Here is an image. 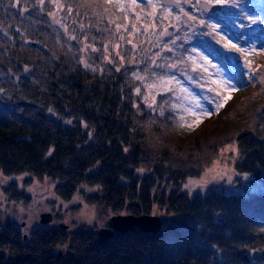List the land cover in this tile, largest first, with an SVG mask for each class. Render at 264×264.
I'll return each instance as SVG.
<instances>
[{
    "label": "trees",
    "instance_id": "16d2710c",
    "mask_svg": "<svg viewBox=\"0 0 264 264\" xmlns=\"http://www.w3.org/2000/svg\"><path fill=\"white\" fill-rule=\"evenodd\" d=\"M181 1L176 8L159 0H0V174L58 180L61 199L94 188L80 192L102 215L156 207L177 214L156 232L135 227L103 242L85 227L35 228L25 237L0 214V264H264V190L191 197L179 187L232 141L236 171L264 173V53L225 49L211 30L178 15L184 8L208 21L196 0ZM227 5L211 21L221 35L231 40L237 18L264 41V0ZM247 16L260 19L252 25ZM193 48L219 62L240 94L228 98L218 78L186 60ZM155 71L191 73L213 98L221 90L223 101L192 142L181 140L178 91H160L152 104L143 98ZM3 189L10 199L30 198L16 180Z\"/></svg>",
    "mask_w": 264,
    "mask_h": 264
},
{
    "label": "rangeland",
    "instance_id": "374dc122",
    "mask_svg": "<svg viewBox=\"0 0 264 264\" xmlns=\"http://www.w3.org/2000/svg\"><path fill=\"white\" fill-rule=\"evenodd\" d=\"M159 2L161 4L160 0ZM154 6L158 14H160L161 10L157 7L158 5ZM185 12L188 13L186 9L180 8L178 15L182 17V14ZM169 13L170 12H165V14ZM233 19L234 21L231 25L233 32L228 33L229 36L231 35L232 43L238 48L244 49L246 55L255 56V53H264V41L255 36V29L246 26V30H244L242 29L240 21H238L237 18ZM252 25L255 24L252 23ZM194 26H196V23L192 24L191 22V28ZM243 26L245 27V25ZM261 26L264 27V24ZM242 30L249 32L244 34ZM262 36L264 39V34ZM154 55H156V52H154ZM186 57V60L191 59L194 60L195 63L197 62V64L203 65L202 67L206 68L208 71H206V74L209 73L220 80V86H222L221 82L225 80L236 85L235 90L224 88L228 93H226L228 98L229 96H233V93L240 94L238 81L234 79L219 62L213 61L207 54L200 50L192 51L188 53ZM201 57H206L207 61H210V63H206ZM239 58L243 59L242 57ZM248 61L250 60H246L245 63ZM183 65H187V63H183ZM213 65H215V67H213ZM153 73L154 74L151 75L149 73L148 78H145L142 84L143 87H141V89L143 98L146 102L152 104L158 92L170 88L178 91L185 101L180 103L176 109V114L180 119V127L186 133V135H182L183 139L181 140L185 143L192 142L195 134L193 136H191V134L195 131L196 127L200 125L207 115L211 114L212 105L222 102L223 99L221 100V97L219 98L218 96L213 98L203 90L198 89L196 83L199 84V88H201L200 82L202 81L198 77L192 76L191 73H183V75L179 76L156 71ZM173 77L175 79H172ZM176 81H179V84H177ZM182 89H187V92H183ZM219 93H221V90H219ZM197 105H199V107H197ZM237 156L238 150L236 141L223 145L219 149L214 161L207 166L199 176H190L186 178L181 182L179 187L182 190L188 191L191 197L197 192L204 194L212 189L223 190L226 193H243L246 195L250 192L263 191L264 173L262 171L258 173L236 171L234 161ZM11 180H16L19 186L26 190V193L30 197L28 202L10 199L5 193L3 187ZM58 182V180H53L49 177H37L29 173L13 175L12 177L0 174V214L5 219L13 221L24 233L30 232L35 228L51 226H63L66 229L85 227L95 230L102 226H109L108 221L112 212L107 215H102L99 207L95 204L85 202L80 192L81 188L85 191H92L94 188L81 185L72 198L61 199L54 191L55 184ZM77 206L78 208L73 210V207ZM43 212H52L54 219L46 223L41 222L40 214ZM58 213L61 216L59 219L56 218ZM152 213L161 217L163 227L166 223L171 221L174 216H177L175 213L164 212V210L158 207L154 208Z\"/></svg>",
    "mask_w": 264,
    "mask_h": 264
},
{
    "label": "water",
    "instance_id": "95a60500",
    "mask_svg": "<svg viewBox=\"0 0 264 264\" xmlns=\"http://www.w3.org/2000/svg\"><path fill=\"white\" fill-rule=\"evenodd\" d=\"M181 3V0H161L162 5L173 6L176 8H179ZM199 6L201 9H207V12H212L213 10L217 11L222 8L219 5H206L203 3V0H201V3H199ZM182 17L189 21L184 13L182 14ZM53 218L52 212H43L40 214V220L44 223L52 221ZM108 222L109 226H102L97 229L100 242H103L107 238L113 236L116 231L125 232L128 229L139 227L145 231L156 232L163 227V221L160 216L147 212L139 214L129 212L112 213ZM26 236L27 234L25 233V237ZM52 252L58 255H65V252L60 247H54Z\"/></svg>",
    "mask_w": 264,
    "mask_h": 264
},
{
    "label": "snow or ice",
    "instance_id": "6c2138e0",
    "mask_svg": "<svg viewBox=\"0 0 264 264\" xmlns=\"http://www.w3.org/2000/svg\"><path fill=\"white\" fill-rule=\"evenodd\" d=\"M197 4L201 3V0H196ZM232 3L233 6L236 5L237 0H203V3L209 6L212 5H219L221 7L227 5L228 3ZM136 3V0H133V4ZM155 7V6H153ZM201 14L203 15H208V21H205L203 18H198L197 16L194 15H189V13L185 12L184 15L191 21L196 22L198 25L202 26L204 29H209L211 30L209 33L207 34H212L215 33L217 36H219V40L217 41L218 43H222L223 47L225 49H235L236 52H239L241 54H243L244 49L242 48H237V46L232 43L231 40L226 39L225 36L221 35L217 29L219 27L218 23H212V20H216V21H220L223 16L225 15L224 13L220 12V11H216L213 10L211 13L207 12V9H201ZM177 19H179V17H176ZM247 18L253 23H257V21L260 19L257 16H247ZM261 23H264V20L260 21ZM193 51H195V48H193ZM202 60H204L206 63H210V61H207L206 57H201ZM249 63V62H246ZM213 67H215V65H213ZM204 71H207V69L205 68ZM172 79H175L174 77ZM250 80H255L256 77L255 76H250L249 77ZM177 84H179V81H176ZM213 83H216L215 81H213ZM221 84L223 85L224 88L229 89V90H235L236 85L232 84L230 81L225 80L222 81ZM220 85H218L219 87ZM168 91H171V89H168ZM183 92H187V89H182ZM209 91H215V89H209ZM137 92H139V89H137ZM217 95L219 96L220 93L217 92ZM197 107H199V105H197ZM161 115H163V112H161ZM190 127V125H189Z\"/></svg>",
    "mask_w": 264,
    "mask_h": 264
}]
</instances>
